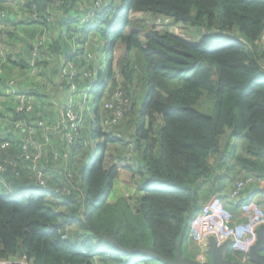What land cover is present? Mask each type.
<instances>
[{"label":"trees","instance_id":"1","mask_svg":"<svg viewBox=\"0 0 264 264\" xmlns=\"http://www.w3.org/2000/svg\"><path fill=\"white\" fill-rule=\"evenodd\" d=\"M83 1L86 9L81 16L73 19L80 8L62 18L64 9ZM14 4L0 0V12L6 14L0 23L7 24L0 28L8 39L10 8H15L22 15L13 26L25 25L23 40L35 37L39 44L38 50L31 45L11 54L6 46L3 57L0 52V62H10L24 76L20 86L16 77L10 78L15 93L7 94L10 85L0 74V121L24 122L22 128L33 130V141L43 131L37 120L54 124L62 119L65 131L55 141L57 160L51 159L45 139L46 144L35 141L40 159L34 158L31 141H26L29 156L21 159L14 134L7 138L11 143L7 151L0 150V162L6 165L0 179L31 187L35 172L42 170L49 189L39 187L37 194L22 191L15 196L0 190V264L2 259L14 264H168L128 249L146 247L172 259L179 247L185 254L199 203L214 194L222 197L228 174L233 178L240 173L221 172L230 140L232 145L245 141V152L236 155L245 171L242 175L264 178V75L259 77L264 73V0H17ZM56 13L66 30L61 42L43 34L45 27L54 26ZM139 14L152 20L167 16L170 23L144 30L137 24L145 22L132 17ZM214 32L232 33L240 41L230 35L211 36ZM91 37L97 38L95 44ZM44 50L51 52L52 67L41 60L48 55ZM120 50L115 66L114 54ZM83 52L78 63L77 55ZM43 63L46 68L38 71ZM39 74L42 84L32 83ZM63 89L75 101L64 98L70 102L58 112L54 109L63 102L58 97ZM143 94L137 116L135 102ZM205 94L215 97L213 114L196 107ZM18 95L24 96L28 110L17 111ZM83 100L87 103L79 106ZM68 105L78 115L79 129L78 111L82 108L90 116L84 133L74 132L62 114ZM67 132L74 136L72 143ZM126 138L134 142L130 150L123 147ZM131 157L139 168V193L115 197V183L125 167L121 163ZM14 158L19 163L8 165ZM52 168L56 174L48 178ZM142 169L149 175L142 178ZM245 190L228 201L235 202L230 207L253 196L254 191L243 198ZM146 227L152 233L148 246L142 244ZM224 256L237 262L245 257L230 247Z\"/></svg>","mask_w":264,"mask_h":264},{"label":"rangeland","instance_id":"2","mask_svg":"<svg viewBox=\"0 0 264 264\" xmlns=\"http://www.w3.org/2000/svg\"><path fill=\"white\" fill-rule=\"evenodd\" d=\"M17 0H10V6H16L14 3L16 2ZM24 2H26V0H24ZM85 3H86V1H83V3H80V2H77V3H75L74 4V6H70V7H68L67 9H64L65 10V12H64V14H65V19L67 18V17H71L73 14L75 15V13H76V11H78V10H80V8H81V10H80V13H79V15L77 16V17H75V18H73V19H77L79 16H81L83 13H84V10L86 9V7L84 6L85 5ZM9 6V7H10ZM32 7H34V6H32ZM83 8V9H82ZM6 14H4V13H2V12H0V16L1 17H4ZM22 15V13H19L15 8H10V14H9V17H10V19H13V22H16L17 20H18V18L20 17ZM55 16H54V18H55V24H54V26H51V25H48L47 27H45L44 28V30H43V34H44V38L45 39H47V40H49V38L51 39L53 36H54V34H56V31H57V37L59 36V35H64L65 34V32H66V30L65 29H62V28H60L61 26L62 27H64L63 25H62V21L63 20H61L60 19V21L58 20V15H57V13L56 14H54ZM63 15V14H62ZM132 17L134 18V19H137V20H140V21H144L145 22V24L143 23V22H141V23H138L137 25H143V28H144V30H148L149 29V26H151V25H159V24H161V21H159L158 19H154V20H152V19H150L148 16H145V15H142V14H139V15H132ZM13 22H11V25H8L10 28H9V33H10V37L7 39V37H6V35L4 34V32H3V29L2 28H0V43L2 42V41H4V42H6L7 44H5V47L7 46V47H9V48H11V49H14V51L13 52H10L11 54H15V42H17L18 41V37H20V34H17V32H15V31H19V32H22V28H21V25H19V27L17 28V27H15V26H13V25H16V24H14ZM155 22V23H154ZM77 23V22H76ZM0 25H2L3 26V28L7 25L6 23H3V22H1L0 23ZM57 25H61L60 27H56ZM170 30H172L173 32H174V30L173 29H170ZM179 30H181V27H179ZM173 32H171V33H173ZM66 35V34H65ZM26 38H27V41H25V43H24V45L26 46V49L27 48H29L31 45H33V49L32 50H34L35 48L38 50V44H39V40H37L36 42H34L37 38H35V37H33V38H31L30 40H28V37L26 36ZM95 39H97V38H93V37H91V42H93L94 44L96 43V40ZM198 39H192V41H197ZM235 42H239V40L238 39H236V40H234ZM33 43V44H32ZM41 43V42H40ZM222 45H224V44H222ZM85 47H86V45H84ZM77 47H78V45H73V49L75 50V49H77ZM47 51H49V52H47ZM44 50V52L46 53L45 55H47L46 57H44V58H41V60H44V61H49L48 63H47V68L48 67H52V65H51V61H52V59H53V57L52 56H50L51 55V52H50V50ZM122 53H123V51H118L117 53H115L114 54V58H115V60H117V62H116V64H115V66L117 65V63H118V59L120 58V56L122 55ZM34 55L36 54V52H34L33 53ZM52 54H54V53H52ZM85 55V53L83 52V55H81V54H78L77 56H78V63L83 59L82 57ZM101 54H99L97 57L100 59V60H102V58H103V55H101ZM2 57H3V55H2ZM6 63H10V62H5V60L4 61H2V62H0V74L2 75V76H5L6 77V83H8V86L11 84V83H13V81L10 79V78H13V77H16L17 78V80H18V86H20L19 84H21V80L24 78V76L22 75H20L19 74V72L17 71V69H14V70H12L13 69V66H12V64L10 63V64H6ZM79 66H81L80 64H78V68H79ZM4 67H6V69H7V71L9 72L10 70H11V72H9L10 74L8 75V72L5 70V68ZM46 68V65H45V63H43V64H40V66L38 67V71H41L40 69H45ZM132 68H133V65H132ZM2 69V70H1ZM116 69H117V67H116ZM19 71H22V70H20L19 69ZM23 72V71H22ZM61 73H67V71L65 70V69H61ZM117 74V73H116ZM115 74V75H116ZM0 75V76H1ZM10 75H14V76H12V77H8V76H10ZM41 74H39L38 75V79H33L31 82L32 83H37L38 85H41L42 84V81H44L41 77ZM261 76H263V73H260V75H259V77H261ZM55 82H58V84H60L61 85V81H59V78L58 77H56L55 78ZM69 83V80L67 81V84ZM15 85V83H13V86ZM60 85H51L53 88H56V87H59ZM62 87V86H61ZM6 90V89H5ZM4 90V91H5ZM83 89H81L80 90V92L82 91ZM63 92L65 93V94H67V92L65 91V89H63V91L58 95V97L60 98V100L62 99L63 100V102L62 103H58L57 104V106L55 107V109L54 110H57V108H58V112L59 111H61L62 109H63V107L65 106V103H68V102H70V101H67L66 102V100H64V98H63ZM7 94L9 93V90H8V92H6ZM5 94V93H4ZM68 95H66V96H64V97H67ZM210 97H212V98H210ZM83 98H86V94H83ZM138 98V97H137ZM144 98H145V96H144V94H143V96L142 97H139L138 99H137V101L135 102V105H136V111H134L133 113H136L137 114V116H138V110L140 109V105H141V103L143 102V100H144ZM214 96H212V95H209V94H205L200 100H199V103L197 104V108H199L200 110H202L203 112H205V113H208V114H213L214 113V111H215V109H214V103H215V101H214ZM69 99H71L73 102L75 101V98L73 99V98H69ZM54 100H55V98H54ZM85 103H87V101L85 100H83V102L82 101H79V106H84V104ZM60 106V107H59ZM82 106V107H83ZM90 107L93 109L94 107H95V104L94 103H91L90 104ZM53 109V108H52ZM68 111H72V108H69L68 109ZM79 113H80V115H81V124H80V131L81 132H83L84 131V127H85V125H89V117H88V115L86 116L84 113H83V109L81 108L79 111H78ZM68 113V112H67ZM62 114H64V110L62 111ZM71 115V114H70ZM134 115V114H133ZM59 123H60V125H58L55 129H53V130H51L52 131V135L53 136H51V140L49 139V142H50V145H51V147L54 149V151L55 150H59V147H57V145H58V143H56L55 141L57 140L56 138H58V136H59V133L61 132V130H63V131H65L64 130V128H62V123H63V120L61 119L60 121H59ZM84 133V132H83ZM118 135V134H117ZM68 136V135H67ZM226 137L227 136H225V139H226ZM126 139H128V140H126L127 142H125V143H123L124 145H123V147H125V146H129L127 149H129L130 147H133L134 146V142L132 141V140H130L129 138H126ZM225 141L223 140V143H224ZM234 142H233V140H230V144H229V147H230V152H229V154L226 156V161H225V163H224V166H226V167H224L223 169H221V172H222V174H226L227 175V173H229V172H231L232 173V175L234 176V175H236L238 172H240L239 174L240 175H242L245 171H244V169H243V171H242V168H241V165L239 164V161L237 160V157H236V155H239V154H243L245 151H244V149H243V147L245 146V141H244V139H239V140H237L235 143L236 144H234V145H232ZM21 145V144H20ZM20 145H18V147H21ZM112 146H114L113 144H112ZM112 146H110L111 148H112ZM231 147H232V149H231ZM130 150V149H129ZM56 152V151H55ZM121 164H125V167L124 168H122L121 170H120V174H119V176H118V179L116 180V183H115V190H114V195H115V197H118V195L120 196H123L122 195V193H124V192H126V193H132V191H133V193H139V189H138V191H137V187L139 186L140 187V180H141V177H140V174L138 173V169L139 168H137L138 166V164H137V162L135 163V158H133V157H131L130 158V160L129 161H126V162H122ZM128 164H130V165H132V166H134L135 168H132L133 169V171H131L132 169H129L128 167H126V165H128ZM143 170V169H142ZM229 171V172H228ZM143 173H144V175H143V177L142 178H144V177H146V176H148L149 175V173L147 172V170H143ZM229 175H231V174H228V177L229 178H231ZM232 176V177H233ZM237 176H239V175H237ZM221 178H222V176L221 177H218V179H216V181H220L221 180ZM219 184V183H218ZM30 186L29 187H27L25 190H27V192H25V194L26 195H28L29 194V190H30ZM6 194V193H5ZM114 195H112V196H114ZM8 196H15V194H8ZM57 196V195H56ZM111 196V197H112ZM58 198H60V196L58 195L57 196ZM115 197H113V199H112V201H114L115 199ZM119 198V197H118ZM117 199V198H116ZM144 233H145V237H144V239L142 240V244H144V245H146V246H148L149 244H150V242H151V239H152V233H151V230L148 228V227H146V230H144ZM95 239V238H94ZM98 240V239H97ZM95 242H96V240H94ZM131 243H134V242H131ZM102 247H104V246H102ZM104 249H108V250H114V249H112L111 247H107V246H105L104 247ZM130 249H134V248H130ZM139 255L141 256V257H143V256H145L143 253H139ZM196 260V259H195ZM127 261V260H126ZM16 261H12V260H9V261H3V262H1V264H14Z\"/></svg>","mask_w":264,"mask_h":264},{"label":"built area","instance_id":"3","mask_svg":"<svg viewBox=\"0 0 264 264\" xmlns=\"http://www.w3.org/2000/svg\"><path fill=\"white\" fill-rule=\"evenodd\" d=\"M161 23H170L169 17H160L157 18ZM155 23V22H154ZM156 29H160V25H154ZM212 34L215 35H230V37H235V38H240L238 36H233L232 33H226V32H214ZM1 44V43H0ZM15 93V89L13 86V83L10 84L9 88V93ZM85 94V93H84ZM18 100V106H17V111H23V110H28L30 108L29 105H26L25 103V98L22 95L16 96ZM69 108H72L71 105H68L66 110H64V116L66 115V119L68 121H71V128L74 132H77L79 129V125L76 124L77 120V113L74 111L72 108V111H68ZM68 112V113H67ZM71 114V115H70ZM37 123L42 127L43 131H46L47 129L53 130L55 129L58 125V123H51V124H45L43 121L37 120ZM7 124V125H6ZM24 122H3L0 121V126L2 131L4 132L5 136L0 137V150H5L10 147L11 143L7 139L10 134H17L18 132L21 133L22 139L20 142V148L22 150V153L19 154V157L21 159H24L25 157H28V151L27 150V144L26 141H31L34 142V149L36 152V156L34 157L35 159H40L41 154L37 153L36 149V142L31 139L30 134L33 132L32 129H25L22 128V125H24ZM15 130V131H12ZM26 132V134H25ZM68 137L70 138V143L73 142L74 136L71 135L69 132H67ZM33 150V149H32ZM56 151V152H55ZM51 148V154H52V160H57L60 158L59 153L57 150ZM48 159L45 160L47 162ZM19 162L17 159H13L11 161H8L7 164L11 166L17 165ZM6 165L2 162H0V172L5 171ZM36 173V178L34 182L38 186H45L47 183L45 181V174L42 170H37ZM248 186H254L257 188V196L261 197V199L264 201V178L260 177L259 175H256L254 173H246L244 175H240L239 177L235 178L233 182L230 185L229 191L226 193L227 195V200H236L240 197L244 189H246ZM215 199L214 201H205V202H200V210L199 212L193 217L191 221V236L193 240L195 241L197 248H198V254L196 255L195 259L199 262H205V261H210V253H209V243L211 239H214L217 244H222L225 241H228V239H231L233 236V226H232V220L225 215H223V203L222 200H219V195L216 194L214 195ZM213 196V197H214ZM264 224V218H261L253 224L251 229L249 230L250 236L247 239L245 245L249 249L252 245L255 244L256 239H257V234H256V229ZM236 234V233H235ZM244 245V246H245ZM209 253V254H208ZM6 261V260H3Z\"/></svg>","mask_w":264,"mask_h":264},{"label":"crops","instance_id":"4","mask_svg":"<svg viewBox=\"0 0 264 264\" xmlns=\"http://www.w3.org/2000/svg\"><path fill=\"white\" fill-rule=\"evenodd\" d=\"M60 15H61V12H59V16ZM61 16H62V18L65 19V14L61 15ZM59 21H60V19H59ZM60 26L61 25H57L56 27H60ZM25 27H26L25 25L21 26L22 32L15 31V32H17V34H20V37H18L19 38L18 41L15 42V44H16L15 45L16 46L15 47V53L17 51L21 52L22 50L23 51L25 50V45H24L25 41L23 40V37H24L23 35L25 34V31H24ZM60 28L65 29L62 26ZM57 34L58 33L56 31V34H54V36L51 38L53 40V42H55V41L61 42L60 38L62 40H64L63 35H59L57 37ZM4 43L7 44L6 42H4ZM63 43H64V41H63ZM63 43H61V45ZM5 44H4V48H3V46L0 47V52H1V55H3V56H4V54H3L4 51L5 52L8 50H9V52L11 51V49H8V47H7L8 50L5 49L6 48ZM12 51H14V49H12ZM62 91L63 90H61V92ZM66 92H67V94H65L63 92V98H65L66 100H70L69 98H71V96L69 95V91H66ZM66 95H68V96L64 97ZM0 130H1L0 131V137H4L5 136L4 132L2 131V129H0ZM21 133L18 132L17 134L13 135L12 140H13L14 144L16 143V144L20 145V142L22 139ZM36 135H35V141L37 139L38 142L44 143V144H46L45 141H47V147L48 148L51 147L49 139L51 140V136H53V135H52V131L50 129H47L46 131H41L40 134L36 133ZM48 135H49V137H48ZM44 139H45V141H44ZM223 157H224V154H223ZM55 166H57V165H55ZM57 172H58V169H57ZM55 174H56V169L52 168L50 170H47L46 175L48 176V178H50V177H54ZM237 175L240 176V174H237ZM234 177L237 178L238 176H234ZM234 177L228 178L227 179L228 181H225V189L221 190L223 195H222V197L219 196V200L220 201L222 200V203L224 206V208L222 210L223 215H225L226 217H228L232 220V226H233L234 234L231 237V239H228V241H227L229 243L228 247L232 248V250L234 252L241 253V254L245 255L246 258L245 257L239 258V262H238L239 264H248L249 262L246 260L248 259L247 251H249V249L246 247L245 243L250 236L249 230L251 229V227L253 226L255 221H257L261 218H264V201L261 199V197L257 196L254 186H248L246 188V190L244 189L247 192H244L242 197L247 198L249 196V192L254 191L253 196L250 199L247 198L248 200H246L241 205H238V206L233 205L230 207V205L234 204L235 202L229 203L227 200L226 193L229 191L230 185L233 182V179H235ZM27 184H29V183H25L24 185L23 184L17 185L15 183H13V180L3 177V179H0V190L6 194L17 195V194H20L22 191H24L27 187H29V186H26ZM31 185L33 186L34 184H31ZM214 195H216V194H214ZM213 196L211 195L209 197V201H214L215 196L214 197ZM190 225H191V223H190ZM191 233H192L191 228H189L188 242H187V247L185 249L184 256H187V257L192 256V258L195 259L196 255L198 254V248H197L195 241L193 240V238L191 236ZM210 257H211V255H210ZM236 261H238V259Z\"/></svg>","mask_w":264,"mask_h":264},{"label":"water","instance_id":"5","mask_svg":"<svg viewBox=\"0 0 264 264\" xmlns=\"http://www.w3.org/2000/svg\"><path fill=\"white\" fill-rule=\"evenodd\" d=\"M256 234L257 239L255 244L249 248V251H247L249 259L248 264H264V225H261L256 229ZM228 245L229 243L227 241L222 244H217L214 239H211L209 243L211 260L205 262H199L194 258L182 255L181 248L179 247L172 259L164 257L153 249L146 247H136L134 249H128V251L153 256L168 264H239L237 261H231L225 258L224 254Z\"/></svg>","mask_w":264,"mask_h":264},{"label":"clouds","instance_id":"6","mask_svg":"<svg viewBox=\"0 0 264 264\" xmlns=\"http://www.w3.org/2000/svg\"><path fill=\"white\" fill-rule=\"evenodd\" d=\"M211 36H226V35H215V34H211ZM213 38H216V37H213ZM232 39H238V38H234V37H231ZM239 41H240V39H238ZM263 75H264V73H263ZM34 185H36V183H33ZM39 187H46V185L45 186H38V185H36V186H31V188H30V190H29V193L30 192H33V193H35V194H37V191H38V188ZM47 188V187H46ZM48 189V188H47ZM49 190V189H48ZM24 192H27V190H24Z\"/></svg>","mask_w":264,"mask_h":264}]
</instances>
